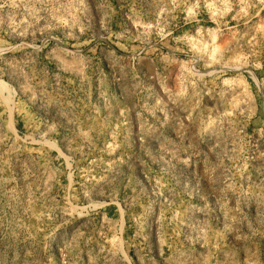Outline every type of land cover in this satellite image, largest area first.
<instances>
[{
    "label": "rangeland",
    "instance_id": "1",
    "mask_svg": "<svg viewBox=\"0 0 264 264\" xmlns=\"http://www.w3.org/2000/svg\"><path fill=\"white\" fill-rule=\"evenodd\" d=\"M0 264H264V0H0Z\"/></svg>",
    "mask_w": 264,
    "mask_h": 264
}]
</instances>
